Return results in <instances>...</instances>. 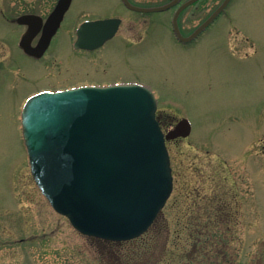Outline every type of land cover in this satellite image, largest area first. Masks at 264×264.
Returning a JSON list of instances; mask_svg holds the SVG:
<instances>
[{
	"label": "rangeland",
	"instance_id": "374dc122",
	"mask_svg": "<svg viewBox=\"0 0 264 264\" xmlns=\"http://www.w3.org/2000/svg\"><path fill=\"white\" fill-rule=\"evenodd\" d=\"M219 3L190 5L180 27L193 30ZM174 13L73 0L43 61L16 47L21 28L0 14V264H119L114 255L122 251L153 254L148 264H197L196 257L212 264L193 238L209 226L228 264H264V0H232L190 45L175 37ZM112 14L123 18L113 38L93 52L72 49L81 20ZM122 79L153 88L163 128L164 121L168 129L179 119L192 123L190 136L168 141L172 197L128 247L83 235L54 210L32 175L21 121L29 90Z\"/></svg>",
	"mask_w": 264,
	"mask_h": 264
},
{
	"label": "water",
	"instance_id": "95a60500",
	"mask_svg": "<svg viewBox=\"0 0 264 264\" xmlns=\"http://www.w3.org/2000/svg\"><path fill=\"white\" fill-rule=\"evenodd\" d=\"M71 1H60L51 17L53 28ZM125 1L141 11H163L177 3L142 8ZM195 1L181 6L173 18L177 36L186 41L208 27L231 0L184 37L179 15ZM120 21H86L76 46H101ZM156 110L153 92L137 83L43 92L26 103L23 134L33 176L53 207L83 234L118 241L138 237L165 206L173 190L166 140L189 135L191 125L183 119L165 135Z\"/></svg>",
	"mask_w": 264,
	"mask_h": 264
},
{
	"label": "flooded vegetation",
	"instance_id": "af4514ba",
	"mask_svg": "<svg viewBox=\"0 0 264 264\" xmlns=\"http://www.w3.org/2000/svg\"><path fill=\"white\" fill-rule=\"evenodd\" d=\"M50 1L51 0H0V14H1V16L6 21H8V22H10L12 24L16 23L17 26L21 28V31L19 32V34L17 36V39H16V43H15L16 47L19 48L20 51H22V53L24 55H26L27 57L33 59L34 61H43L45 58H47L48 53L51 51V44H52L53 39L57 36L58 32L62 29L63 23L66 21L65 18H66L67 13L65 15L64 21L62 22L61 27L59 28L58 32L52 38L51 44L46 49V51L43 52L42 54L40 52L39 53H30L29 51L27 52L21 47V44L24 43V45L27 46L28 49H34L35 47H37L39 45L40 41L43 39L44 34L47 31L45 23L47 22V19L50 16V14L55 9V7H56V5H57L59 0H57L55 2V4L53 5V7L51 9H49V11H47V9L50 6ZM121 1L132 12L144 13L142 11H137V10L132 9L130 6H128L126 4L125 0H121ZM128 1L132 5H140V6H143V7H148V6H152L153 5V4H147L146 2H138L137 0H128ZM171 1H173V0H164V3H168V2H171ZM176 1L179 4L178 5V7H179V6L183 5V4H186L187 2H189L191 0H176ZM199 1H202V0H196L193 3V5L196 4ZM223 1L224 0H220V3L223 2ZM13 9H14V11H13ZM184 10H186V9H184ZM214 10L212 12H214ZM19 11H23V12L19 13L17 16H15L14 18L10 19V17H11L10 14H12L13 12H19ZM211 13L208 16H210ZM25 16H26L25 22H22V21L19 20V18L25 17ZM117 16L118 15H115V14L113 15L112 14V15H108V16L87 17V18H84V19H99V18H110V17H117ZM195 28L193 30L189 31V32H186L184 30V28L182 27V25H181V31H182V33L185 36H188V35L192 34L194 32ZM196 40L197 39L194 38L193 40H191V41H189L187 43H182V44L190 45V44H193L194 41H196ZM71 47H72V49L74 51H77V52H87V53L91 52V51H88V50L75 49L74 46H73V43L71 44ZM77 85H79V84H77ZM72 86L73 85L64 86V87H53V85H48V86L40 87V88L36 89L35 91H30L29 90L25 94V97H29L30 95H32V94H34L36 92H39V91H43V90L66 89V88H69V87H72ZM168 124L169 123L167 121H164V129L167 128ZM167 130H168V128H167ZM219 214H221V213H219ZM228 227H230V226H228ZM212 254H213V256L215 254H217V256H218V254H219L218 257H220V259H218L216 255H215V257H210V258L213 259L212 260L213 264H228L227 261H228L229 257L227 256V252H224V250L222 248H220L219 245H218V247L216 249H214L213 252H211V256H212Z\"/></svg>",
	"mask_w": 264,
	"mask_h": 264
},
{
	"label": "trees",
	"instance_id": "16d2710c",
	"mask_svg": "<svg viewBox=\"0 0 264 264\" xmlns=\"http://www.w3.org/2000/svg\"><path fill=\"white\" fill-rule=\"evenodd\" d=\"M208 225H211V224H208ZM217 228H220V227L218 226ZM213 229H214V226H209L206 229H200L201 232L200 233L198 232L196 237H193L195 239V243H199L201 245V248H203V252H201L200 254H202V253L206 254L208 258L211 257V256H209V254L211 252L209 250V248H212L214 250L218 247V244H217L218 242L216 241V239L212 240V237H210V236H213V234H214ZM147 233L144 234L143 236L137 238V239H134V240L124 241V242H112V244L122 245L123 247L135 245L141 238L146 236ZM198 252H199V250H198ZM136 253L137 254H129V251H125V252L122 251L119 253H115L114 256L117 257L119 264H148L149 258L153 255V254H140V252H137V251H136ZM193 257L195 258V256H193ZM162 261H163V259H162ZM196 262L198 264L199 262L203 263L204 261L202 262V260L200 261L196 257ZM191 264H194V263L191 262ZM208 264H211V262H209ZM212 264H213V262H212Z\"/></svg>",
	"mask_w": 264,
	"mask_h": 264
}]
</instances>
